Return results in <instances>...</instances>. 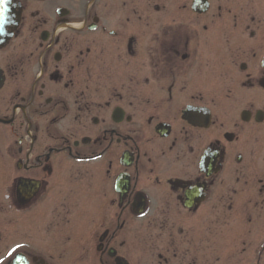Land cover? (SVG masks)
Here are the masks:
<instances>
[{
  "label": "flooded vegetation",
  "instance_id": "1",
  "mask_svg": "<svg viewBox=\"0 0 264 264\" xmlns=\"http://www.w3.org/2000/svg\"><path fill=\"white\" fill-rule=\"evenodd\" d=\"M12 16L0 264H264V0Z\"/></svg>",
  "mask_w": 264,
  "mask_h": 264
},
{
  "label": "snow or ice",
  "instance_id": "2",
  "mask_svg": "<svg viewBox=\"0 0 264 264\" xmlns=\"http://www.w3.org/2000/svg\"><path fill=\"white\" fill-rule=\"evenodd\" d=\"M199 0H197V3ZM14 7V0H0V35H5L7 32V28L9 25L15 23L14 18L12 16V9ZM144 215V213H141ZM51 223L49 227H51ZM27 245L16 244L14 248H11L7 252V256H13V253L16 252L17 249L27 248ZM19 259H24V254H22ZM2 259V258H0Z\"/></svg>",
  "mask_w": 264,
  "mask_h": 264
}]
</instances>
